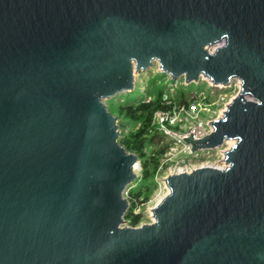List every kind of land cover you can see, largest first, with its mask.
I'll use <instances>...</instances> for the list:
<instances>
[{
  "label": "water",
  "instance_id": "obj_1",
  "mask_svg": "<svg viewBox=\"0 0 264 264\" xmlns=\"http://www.w3.org/2000/svg\"><path fill=\"white\" fill-rule=\"evenodd\" d=\"M209 47H212L210 50ZM156 63L239 80L166 174L152 218L123 224L136 155L103 102ZM0 264H264V0H0Z\"/></svg>",
  "mask_w": 264,
  "mask_h": 264
},
{
  "label": "trees",
  "instance_id": "obj_2",
  "mask_svg": "<svg viewBox=\"0 0 264 264\" xmlns=\"http://www.w3.org/2000/svg\"><path fill=\"white\" fill-rule=\"evenodd\" d=\"M164 83L159 78L152 77L145 87V95L132 101H118L112 106L107 105L108 110L115 116L119 129V143L126 151L133 152L139 164V173L128 185L127 209L123 219L128 225H137L141 220V213L134 212L137 205L144 204L155 186L154 176L157 169L165 167L160 165L162 154L169 147L164 135L152 125V113L155 109L165 108L161 102L164 91ZM149 96V100H145ZM174 99L178 102H186L180 90Z\"/></svg>",
  "mask_w": 264,
  "mask_h": 264
},
{
  "label": "rangeland",
  "instance_id": "obj_3",
  "mask_svg": "<svg viewBox=\"0 0 264 264\" xmlns=\"http://www.w3.org/2000/svg\"><path fill=\"white\" fill-rule=\"evenodd\" d=\"M209 49L211 50L212 47H209ZM154 76L156 78L158 77L161 83H164V89H168L170 85H167V83H165L168 75L165 73H160L157 69L156 63L154 62L150 68L140 73L134 74L132 90L116 94L110 98H104L103 102L106 105H109L110 109L112 110V106L118 101H132L142 98L145 95V87L148 81H151L152 77ZM171 82L174 83V96L177 95L181 90L184 99L186 101H189V107L191 108L195 104L194 102H190L192 100V95L198 93L199 91H203V93L206 94L205 101L208 104H206L204 109L202 110V115L205 118H216L220 116L222 110L224 109L225 103L229 98L233 97L238 90L237 86L235 85V80H233L230 85L219 87L209 84V81H207V79H205V77L203 76H200L198 80L190 83H185L182 76H180L176 80H171ZM231 143V141L226 140L221 146L217 148L209 149L208 151H202V153H200L196 157H185L183 159L184 161L190 160L194 164H199L200 162H207L214 165L221 164L220 150L228 147ZM177 158L178 163L182 162L179 160L181 159V157L177 156ZM175 163V160L173 161L172 159H170L165 164L166 166L163 167L158 173H156L154 178L155 186L149 196V199L144 204L137 205V208L135 207L136 210L139 211L142 215L140 222H149L151 220L152 216L149 215L150 207H153L155 203L167 192V187H165L163 184V177L167 174L168 168L177 165ZM136 167L137 168L134 169L135 175L139 173L140 168L139 165H137ZM123 224L128 225L125 220Z\"/></svg>",
  "mask_w": 264,
  "mask_h": 264
},
{
  "label": "built area",
  "instance_id": "obj_4",
  "mask_svg": "<svg viewBox=\"0 0 264 264\" xmlns=\"http://www.w3.org/2000/svg\"><path fill=\"white\" fill-rule=\"evenodd\" d=\"M205 79L209 81V84L219 86V87L230 85L231 82L235 80V85L239 89V80L236 78L231 79L227 84H215L212 81H210L207 77H205ZM165 83H167V85L168 84L170 85L168 89H164L161 95V102L166 104V107L155 109L152 113V125L154 126L156 130L161 132L164 135L166 141L170 143L169 147L162 154L160 158V165L169 161L170 159H172L173 161L175 160L176 162L175 164L177 165L168 168L167 174L170 172H175L179 170L189 171L191 168L198 166V165H214V164H210L207 162H200L199 164H194L190 160L189 162V161H184L183 159L185 157H196L200 153H202V151H208V150H198V151L192 152L190 151L189 144H186L182 139L183 137L188 136L190 133L193 138H199L210 131L211 129L210 121L214 118H205L202 115V110L204 109L205 105L208 104L205 101L206 94H204L203 91H199L198 93H195L194 95H192L191 96L192 100L190 102H194L195 104L191 108L189 107V101H186L184 103V102H178L174 99V94H173L174 93V87H173L174 83L171 82L169 77H167V80L165 81ZM149 98L150 97L147 96L145 100H149ZM231 98L228 99L225 105L231 100ZM225 105H224V108H225ZM222 151L223 149L220 150V158L222 157ZM177 156L181 157V159L179 160L182 162L180 163L177 162V159H178ZM222 165H223V162H221V164H217L214 166L220 167ZM160 167L157 169L156 173H158L162 169ZM127 189H128V186L123 191V196L125 198L127 196ZM136 208H134L133 211L139 212L136 210Z\"/></svg>",
  "mask_w": 264,
  "mask_h": 264
},
{
  "label": "bare ground",
  "instance_id": "obj_5",
  "mask_svg": "<svg viewBox=\"0 0 264 264\" xmlns=\"http://www.w3.org/2000/svg\"><path fill=\"white\" fill-rule=\"evenodd\" d=\"M219 84H220V83H219ZM228 141H231V142H232L233 140H232V139H228ZM136 166H137V164L134 163L133 166H132V168L135 169V168H137ZM179 171H180V170H179ZM175 172H178V171H175ZM170 173H173V172H170ZM163 184H164L165 187H167L165 181H163ZM167 191H168V188H167ZM158 201H159V200H158ZM151 209H152V207H150V212H149V213H150V215L152 216Z\"/></svg>",
  "mask_w": 264,
  "mask_h": 264
}]
</instances>
